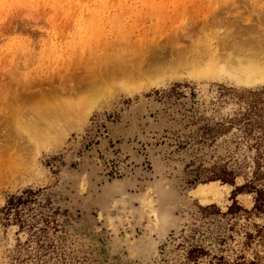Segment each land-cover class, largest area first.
I'll return each mask as SVG.
<instances>
[{
  "label": "rangeland",
  "instance_id": "1",
  "mask_svg": "<svg viewBox=\"0 0 264 264\" xmlns=\"http://www.w3.org/2000/svg\"><path fill=\"white\" fill-rule=\"evenodd\" d=\"M261 44L264 0H0V264H185L194 244L236 258L264 225L241 188L256 150L218 123L264 87V63L232 60ZM222 169L234 183L209 180ZM26 189L29 226L7 223Z\"/></svg>",
  "mask_w": 264,
  "mask_h": 264
},
{
  "label": "trees",
  "instance_id": "2",
  "mask_svg": "<svg viewBox=\"0 0 264 264\" xmlns=\"http://www.w3.org/2000/svg\"><path fill=\"white\" fill-rule=\"evenodd\" d=\"M246 106L244 110L236 113V117L230 120L218 123L219 129L227 130L226 123L236 125L239 133L237 137L241 139L242 143H246L249 149H255L256 155L254 157V170L252 177L241 188L248 192L255 194V205L253 210H256V214L264 213V87L252 91L250 96L245 101ZM220 179L225 183H234L235 177L231 171L222 169L219 172H214L210 176L209 180ZM38 190L26 189L21 195L13 194L10 196L7 202V206L4 207L3 212L5 214L4 219L7 223L10 221L19 222L21 227H25L27 219L23 215V209L21 207L36 204ZM216 208L215 204L208 205L205 209ZM244 210L238 202L229 208L230 213H238V211ZM248 212L247 210H245ZM29 226V224H28ZM34 225L30 226V229ZM35 227V226H34ZM255 232L246 231L245 240L242 243V250L238 252L236 258L233 260L226 257L222 253H212L209 249H206L200 244L191 245L185 255V264H259L262 259L260 251L254 252V257L248 259L243 252L245 249L252 248L256 243L262 246L264 251V225L254 224ZM220 243L225 242L224 238H220ZM219 251H224L219 249Z\"/></svg>",
  "mask_w": 264,
  "mask_h": 264
},
{
  "label": "bare ground",
  "instance_id": "3",
  "mask_svg": "<svg viewBox=\"0 0 264 264\" xmlns=\"http://www.w3.org/2000/svg\"><path fill=\"white\" fill-rule=\"evenodd\" d=\"M147 12H148V11H147ZM217 16H218V15H217ZM216 21H217V20H216ZM205 22H206V21H205ZM212 22H213V21H212ZM207 24H208V23H207ZM244 25H245V24H244ZM252 25H253V24H252ZM241 26H242V25H241ZM196 28H197V26H196ZM197 29H198V28H197ZM246 29H247V28H246ZM182 30H184V29H182ZM191 30H192V27H191ZM191 30H190V31H191ZM240 30H241V29H240ZM243 30H245V29H242V31H243ZM195 33H196V32H195ZM236 33H237V32H236ZM241 35H242V34H241ZM153 36H154V35H153ZM180 36H181V35H180ZM167 37H168V35H167ZM153 38H154V37H153ZM166 39H167V38H166ZM168 39L170 40V37H169ZM171 39H172V38H171ZM175 39H176V38H175ZM179 39H180V38H179ZM240 39H241V37H240ZM256 39H257V38H256ZM148 40H149V39H148ZM243 40H244V39H243ZM230 41H231V40H230ZM239 41H240V40L238 39V42H239ZM254 41H255V40H254ZM143 42H144V41H143ZM145 42H146V44H149L147 41H145ZM145 42H144V43H145ZM176 42H177V41H176ZM187 42H188V41H187ZM171 43H172V42H171ZM178 43H179V42H178ZM255 43H256V42H255ZM176 44H177V43H176ZM256 44H258V43H256ZM139 45H140V44H139ZM144 45H145V44H144ZM149 45H150V44H149ZM151 45H152V44H151ZM172 45H173V44H172ZM261 45H262V44H261ZM223 46H224V45H223ZM231 46H232V45H231ZM244 46H245V45H244ZM148 47L150 48L151 46H148ZM154 47H155V46L152 45V48H154ZM178 47H179V46H178ZM262 47H263V45L261 46V48H262ZM146 48H147V45H146ZM244 48H245V47H244ZM244 48L241 46V47H239V48L237 49L238 52H236V54H235V55H237V56H235V55L233 56V58L236 57L235 59H232L233 62L240 63V60H242V62H243V60L246 61L245 59H246L247 57H250L251 59L253 58L252 60H254V59H255V61L257 60V61L259 62V64H260V63H261V64L264 63V49H260V50H258V49H257V46H256V48H253L252 51L250 50V51H251V53H250V52H246L248 49L246 50V48H245V49H244ZM259 48H260V47H259ZM263 48H264V47H263ZM147 49H148V48H147ZM183 49H184V48H182L181 50H183ZM137 50H138V49H137ZM158 50H159V49H158ZM201 50H202V49H201ZM235 50H236V49H235ZM244 50H245V51H244ZM135 51H136V50H135ZM147 51H148V50H147ZM150 51H151V50H150ZM154 51H155V50H154ZM177 51H178V50H177ZM179 51H180V50H179ZM121 53H122V52H121ZM121 53H120V54H121ZM147 53H149V52H147ZM152 53H153V52H151V54H152ZM179 53H181V52H179ZM193 53H195V52H193ZM117 54H118V53H117ZM117 54H115L116 57H117ZM126 54H127V53H126ZM126 54H125V55H126ZM130 54H131V53H130ZM142 54H143V53H142ZM151 54H150V55H151ZM159 54H160V53H159ZM196 54H197V51H196ZM196 54H194V57L200 59V57H201L200 54H198V57H196ZM132 55H135V54L133 53ZM185 55H186V54H185ZM119 56H120V55H119ZM119 56L117 57L118 59L121 58V57H119ZM144 56H145V55H144ZM147 56H148V55H147ZM155 56H156V55H155ZM109 57H110V56H109ZM123 57H124V56H123ZM138 57H139V56H138ZM150 57H151V56H150ZM152 57H153V56H152ZM96 58H97V57H96ZM103 58H104V57H103ZM110 58H111V57H110ZM125 58H126V57H125ZM133 58H134V57H133ZM141 58H142V57H141ZM141 58H139L138 60H140ZM155 58H156V57H155ZM231 58H232V57H231ZM97 59H100V58H97ZM126 59H127V58H126ZM126 59H125V60H126ZM134 59H136V58H134ZM145 59H146V58H145ZM145 59H143V61H144ZM190 59H191V58H190ZM201 59H203V58H201ZM90 60H91V59H90ZM108 60L111 61V59H108ZM121 60H123V59H121ZM121 60H120V61H121ZM130 60H132V59H130ZM136 60H137V59H136ZM138 60H137V61H138ZM150 60H151V59H150ZM152 60H154V59L152 58ZM156 60H158V59H156ZM159 60H160V58H159ZM163 60H164V59H163ZM199 61H200V60H199ZM90 62H91V61H90ZM93 62H94V61H93ZM95 62H96V60H95ZM95 62H94V63H95ZM103 62H104V61H103ZM103 62H102V63H103ZM99 63H100V62H99ZM140 63H142V61H141ZM144 63H145V62H144ZM236 63H235V65H236ZM245 63H246V62H244L243 64H245ZM130 64H131V63H130ZM133 64H134V63H133ZM145 64H146V63H145ZM145 64H143V65H145ZM149 64H150V62H149ZM232 64H233V63H232ZM246 64H247V63H246ZM246 64H245V65H246ZM90 65H91V64H90ZM100 65L102 66V64H100ZM100 65H99V66H100ZM138 65H140V64H138ZM164 65H165V64H164ZM237 65H238V64H237ZM85 66H86V65H85ZM108 66H109V65H108ZM132 66H133V65H132ZM132 66H131V68H132ZM66 67H67V66H66ZM88 67H89V66H88ZM136 67H137V66H136ZM160 67H161V66H160ZM243 67H244V66H243ZM255 67H256V63H251L247 68H248V70H250V69H254ZM75 68H76V67H75ZM79 68H80V67H79ZM97 68H98V67H97ZM102 68H103V66L100 68V70H101ZM86 69H89V68H86ZM95 69H96V68H95ZM100 70L97 71L98 74H96V76L99 75V73H101ZM106 70H107V69H106ZM106 70H105V71H106ZM109 70H110V69H109ZM103 71H104V70H103ZM131 71H132V70H131ZM133 71H134V70H133ZM146 71L149 72V73H150V72L152 73V72L156 71V69H155V67H154L153 65L150 64V66L147 67ZM157 71H158V70H157ZM159 71H160V70H159ZM94 72H96V70H95V71L93 70V76H94ZM110 72H111V70H110ZM110 72H107V73H109L108 76L110 75ZM116 72H117V71H116ZM141 72H142V71H141ZM250 72H251V71H250ZM107 73H106V74H107ZM111 73H112V72H111ZM118 73H119V70H118ZM129 73H130V72H129ZM137 73H138V72H137ZM139 73H140V72H139ZM143 73H144V72H143ZM103 74H104V73H102V75H103ZM113 74H114V73H113ZM124 74H125V73H124ZM57 75H58V74H57ZM84 75H85V74H84ZM86 75H87V74H86ZM86 75H85V76H86ZM100 75H101V74H100ZM100 75H99V76H100ZM116 75H117V73H116ZM140 75H141V74H140ZM146 75H147V74H146ZM88 76H89V75H88ZM96 76H94V79H95ZM119 76H120V75H119ZM126 76H127V75H126ZM97 77H98V76H97ZM97 77H96V79H97ZM100 77H102V76H100ZM127 77H128V76H127ZM135 77H136V76H135ZM141 77H142V76H141ZM58 78H59V77H58ZM87 78H88V77H87ZM113 78H114V76H113ZM132 78H133V77H132ZM51 79H52V78H51ZM70 79H71V78H70ZM83 79H84V78H83ZM91 79H92V78H91ZM94 79H92L91 82H94V81H93ZM102 79H103V78H102ZM97 80H98V79H97ZM99 82H100L101 84H103L102 81H99ZM127 82H128V81H127ZM48 83H49V82H48ZM49 84H50V83H49ZM87 84H90L91 87H92V83H88V82H87ZM87 84H86V85H87ZM86 85H85V86H86ZM90 85H89V87H90ZM98 85H99V83H98ZM85 86H84V87H85ZM87 87H88V85H87ZM91 87H90V89L88 88L90 91H91ZM95 87H98V86H97V83H96ZM95 87H93V88H95ZM76 88H77V87H76ZM85 88H86V87H85ZM72 89H73V88H72ZM86 89H87V88H86ZM73 91H74V90H73ZM53 92H54V91H53ZM57 93H58V92H57ZM46 94H47V93H46ZM49 95H50V94H49ZM55 95H56V94H55ZM46 97H47V95H46ZM25 98H26V97H25ZM25 100H26V99H25ZM31 100H32V99H31ZM47 100H48V99H47ZM60 104H61V103H60ZM56 105H57V104H56ZM9 157H10V156H9ZM11 160H13V158H12ZM8 162H10V161H8ZM11 162L13 163V161H11ZM1 163H3V161H2ZM14 163H15V162H14ZM7 165H10V164L8 163ZM5 166H6V165H5ZM10 166H11V165H10ZM9 168H10V167H9ZM12 168H13V167H12ZM14 168H15V167H14ZM1 173H2V172H1ZM11 173H12V172H11ZM11 173H10V175H11ZM12 177H13V176H12ZM12 179H13V178H12Z\"/></svg>",
  "mask_w": 264,
  "mask_h": 264
}]
</instances>
